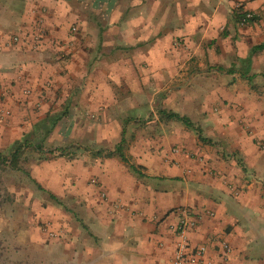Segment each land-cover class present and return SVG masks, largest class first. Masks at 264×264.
I'll return each mask as SVG.
<instances>
[{
    "label": "crops",
    "instance_id": "obj_1",
    "mask_svg": "<svg viewBox=\"0 0 264 264\" xmlns=\"http://www.w3.org/2000/svg\"><path fill=\"white\" fill-rule=\"evenodd\" d=\"M51 115L68 157L16 170L72 202L54 264H168L182 208L214 263L264 264V0H0V152Z\"/></svg>",
    "mask_w": 264,
    "mask_h": 264
},
{
    "label": "rangeland",
    "instance_id": "obj_2",
    "mask_svg": "<svg viewBox=\"0 0 264 264\" xmlns=\"http://www.w3.org/2000/svg\"><path fill=\"white\" fill-rule=\"evenodd\" d=\"M54 145V141H45L43 148ZM0 154L5 159L9 155L7 150ZM33 161L35 156L26 152L19 157L17 166L28 174ZM37 162L39 165L41 161ZM61 204L56 206L49 193L39 189L24 173L0 165V264H54L53 247L61 230L53 222V211L61 210L75 221L68 210L72 202L64 199Z\"/></svg>",
    "mask_w": 264,
    "mask_h": 264
},
{
    "label": "trees",
    "instance_id": "obj_3",
    "mask_svg": "<svg viewBox=\"0 0 264 264\" xmlns=\"http://www.w3.org/2000/svg\"><path fill=\"white\" fill-rule=\"evenodd\" d=\"M241 8V5H240ZM234 11V20L235 22L238 20L239 15L235 13ZM255 20V18H254ZM253 20V21H254ZM249 23V22H248ZM262 46H254L250 49L249 54L254 53L257 49H261ZM240 66L242 67V73L240 72V76L243 77L245 73H247V66L249 62V56L246 57L243 60H238ZM62 115L60 116H46L43 120L37 122L32 126V131L20 139V141H15L12 144V150L9 153V156L7 159H5L1 154H0V165L5 166L7 164L8 167L11 169H17V161L19 156H21L26 148H30V150L37 155H39V159H43L44 155H50L51 157H68V154L65 153L67 151V148H43V144L47 137L50 135L52 132L53 128L55 125L60 121ZM167 117L169 119H173L175 121L181 122L185 127L187 128H192V124L188 121L187 118L179 116L178 114L174 113H169L167 114ZM198 134V138H200L202 141H205V139L201 138L199 136V131L195 130ZM121 143L118 144L119 146L115 147V151L113 155H116L120 161L125 162V159L123 157V154L121 153ZM56 154V155H55ZM94 155L99 156L100 153H95ZM112 154L111 153H106L104 156L105 157H110ZM45 159V158H44ZM129 169L133 173H137V169L134 166H129ZM49 198L53 200L55 203H58L56 198L53 196L49 195Z\"/></svg>",
    "mask_w": 264,
    "mask_h": 264
},
{
    "label": "built area",
    "instance_id": "obj_4",
    "mask_svg": "<svg viewBox=\"0 0 264 264\" xmlns=\"http://www.w3.org/2000/svg\"><path fill=\"white\" fill-rule=\"evenodd\" d=\"M234 11L239 15L236 21L238 27H244L257 17L252 12L245 11L242 7L240 8V5H235ZM70 30L74 32L75 28L71 27ZM12 41H17V38L13 37ZM91 183L94 184V181L91 180ZM101 196L103 197L102 194ZM179 214L180 217L177 222L170 227V231L175 236V242L168 264H226L230 249L223 238L217 240L219 250L218 263H214L207 257L205 246L192 247L189 245L188 232L197 225L200 220V213L188 208H182L179 210ZM207 215L212 216L210 213H207Z\"/></svg>",
    "mask_w": 264,
    "mask_h": 264
}]
</instances>
